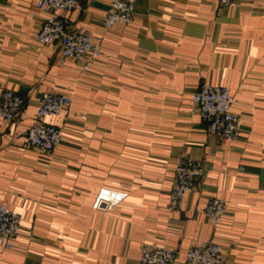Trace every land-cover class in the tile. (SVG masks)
Returning a JSON list of instances; mask_svg holds the SVG:
<instances>
[{"label": "crops", "instance_id": "0c3cea01", "mask_svg": "<svg viewBox=\"0 0 264 264\" xmlns=\"http://www.w3.org/2000/svg\"><path fill=\"white\" fill-rule=\"evenodd\" d=\"M38 0H0V92L26 99L20 116L0 119V204L22 216L21 233L0 264H136L143 244L180 251L206 242L226 264H264V0H136L130 26L105 29L112 0L81 1L62 12L75 30L102 37L89 70L36 36L51 16ZM204 83L230 88L243 121L239 140L210 135L192 104ZM56 91L70 108L46 122L62 128L51 155L24 144L39 96ZM203 162L199 187L169 209L174 162ZM103 188L125 192L94 209ZM228 208L216 226L208 199Z\"/></svg>", "mask_w": 264, "mask_h": 264}, {"label": "built area", "instance_id": "2783aa9c", "mask_svg": "<svg viewBox=\"0 0 264 264\" xmlns=\"http://www.w3.org/2000/svg\"><path fill=\"white\" fill-rule=\"evenodd\" d=\"M81 1L88 0H38L36 7L49 16L37 32L36 39L42 45L56 44L62 58L72 59L82 64L83 70L91 69L102 55V37L93 36L67 25L62 12L78 7ZM223 6H233L235 0H219ZM136 17V0H112L104 15L103 26H130ZM25 98L14 90L0 92V119L13 121L22 112ZM73 98L56 91L44 92L39 96L36 118L24 132V144L42 153L54 152L63 141L61 128L45 123L48 116H58L72 105ZM194 108L207 124L210 135H217L237 141L240 138L243 121L232 111L234 97L230 88L223 85L204 84L192 96ZM206 169L201 160L189 154L176 158L175 177L170 192L169 209H180L187 193L196 189L198 181L204 177ZM127 193L103 188L99 191L94 209L111 210L124 201ZM228 204L220 198H211L204 206L205 215L216 226L222 223ZM21 214L0 204V240L6 248H11V239L21 233ZM176 248L157 244H143L136 264H179ZM185 264H226L223 247L215 242H206L185 250Z\"/></svg>", "mask_w": 264, "mask_h": 264}, {"label": "trees", "instance_id": "16d2710c", "mask_svg": "<svg viewBox=\"0 0 264 264\" xmlns=\"http://www.w3.org/2000/svg\"><path fill=\"white\" fill-rule=\"evenodd\" d=\"M107 11H108V10H107ZM127 27H128V26H127ZM204 84H206V83H204ZM204 84H203V85H204ZM208 84H212V83H208ZM203 85H202V86H203ZM213 85H216V84H213ZM202 86H201V87H202ZM201 87H200V88H201ZM226 87H227V86H226ZM198 90H199V89H198ZM198 90H196L195 92H197ZM195 92H194V93H195ZM194 93H193V94H194ZM193 94H192V96H193ZM22 96H23V95H22ZM23 97H24V96H23ZM24 98H25V97H24ZM25 100H26V99H25ZM25 104H26V102H25ZM192 104H193V103H192ZM23 109H24V108H23ZM37 110H38V109H37ZM22 111H23V110H22ZM65 112H66V111H65ZM21 113H22V112H21ZM21 113H20V114H21ZM63 113H64V112H63ZM36 114H37V113H36ZM198 114H199V113H198ZM60 115H61V114H60ZM19 116H20V115H19ZM58 116H59V115H58ZM48 117H49V116H48ZM200 117H201V116H200ZM17 118H18V117H17ZM35 118H36V116H35ZM35 118H34V120H35ZM46 118H47V117H46ZM46 118H45V119H46ZM201 119H202V117H201ZM44 121H45V120H44ZM202 121L206 124V122H205L203 119H202ZM32 123H33V122H32ZM45 123H48V122L45 121ZM48 124H51V123H48ZM51 125H55V124H51ZM55 126H57V125H55ZM57 127H59V126H57ZM59 128H61V127H59ZM61 130H62V128H61ZM206 131H207V124H206ZM207 133H208V131H207ZM208 134H209V133H208ZM215 136H217V135H215ZM23 141H24V137H23ZM61 143H62V142H61ZM60 145H61V144H60ZM60 145H59V146H60ZM58 148H59V147H58ZM58 148H57V149H58ZM57 149H56V150H57ZM56 150H55V151H56ZM37 151H38V150H37ZM55 151H54V152H55ZM54 152H52V153H42V152H40V153L45 154V155H51V154H53ZM184 154H187V153H184ZM190 156H191V155H190ZM191 157H192V156H191ZM176 158H177V156H176ZM176 158H175V162H174V176H173V179H174V177H175ZM202 163H203V162H202ZM203 165H204V164H203ZM201 181H202V179H200V180L198 181V185H197L196 189L199 187ZM172 182H173V180H172ZM171 189H172V187H171ZM196 189H195V190H196ZM195 190H193L192 192H194ZM170 192H171V191H170ZM189 193H191V192H189ZM189 193H187V194H189ZM187 194H186V195H187ZM185 197H186V196H185ZM211 198H216V197H211ZM211 198H210V199H211ZM184 199H185V198H184ZM210 199H208V201H209ZM169 201H170V200H169ZM208 201H207V202H208ZM207 202H206V203H207ZM182 203H183V202H182ZM1 204H2V203H1ZM4 204H5V203H4ZM5 205H6V204H5ZM181 205H182V204H181ZM8 208H9V207H8ZM180 208H181V206H180ZM10 209H11V208H10ZM178 210H179V209H178ZM178 210H176V211H178ZM224 216H225V215H224ZM218 226H219V225H218ZM19 235H20V234H19ZM19 235H18V236H19ZM13 239H14V238H13ZM13 239H11V243H12V240H13ZM0 242H1V240H0ZM1 243H2V242H1ZM185 260H186V258H185ZM185 260L183 261L184 264H185Z\"/></svg>", "mask_w": 264, "mask_h": 264}]
</instances>
